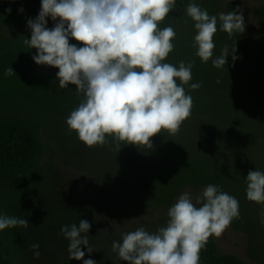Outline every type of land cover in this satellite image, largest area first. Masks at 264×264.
<instances>
[{"label":"trees","instance_id":"obj_1","mask_svg":"<svg viewBox=\"0 0 264 264\" xmlns=\"http://www.w3.org/2000/svg\"><path fill=\"white\" fill-rule=\"evenodd\" d=\"M204 1L209 15L217 16L216 1ZM237 8L242 9L237 2H230L227 6L228 12ZM40 9L41 0H0V37L4 38L0 39V43H6L5 49L0 45V57L3 59L0 62V214L23 217L30 223L27 228L0 231V264H35L30 259L32 244L42 239L55 245L69 243L61 234V227L74 223L78 225L81 219L91 224L87 235L93 242L92 259L96 264H106L101 261L100 253L106 246L102 210L93 193L99 195L105 209L110 206L116 212L134 215L144 209L169 208L183 187L215 184L221 188L217 178H214L220 174L207 176L198 166L191 167L187 173L176 170L174 174L168 172L166 175L157 172L150 164L138 167L132 164L136 160L134 150L153 149L121 143L119 150L117 142L111 137L103 146L86 147L66 124L70 112L82 99L75 94V85L60 89L56 77L58 69L37 65L32 59L36 49H29L24 44V40L31 36L27 21L35 19ZM257 15L264 24V6L257 9ZM47 20L48 28L54 27L57 22L51 17ZM217 29L214 39L219 42L220 51L225 45L230 51L235 46L234 54L242 65L240 75L247 86L236 88L235 85L222 83L221 79H231L229 75L219 76V88L215 84H206L194 65L195 72L189 85L200 83L201 87L192 90L190 86H185L186 93L193 98L187 125L198 128L207 120L211 126L226 125L241 130L239 119L236 123L232 114L221 113L235 112L240 104L236 96L246 93L245 87L255 82L264 86V42L248 36L245 31L229 35L220 30L219 20ZM70 43L82 46L71 38ZM189 56L184 50L179 53L172 51L165 62L173 64ZM229 56L225 68L233 70L232 54ZM9 67L14 75L5 74ZM210 79L214 80L215 76L211 74ZM241 131L242 137L252 142L249 132ZM250 137L255 138L251 134ZM57 163L64 167L82 165L92 176L81 177L90 187L84 189L60 177L55 171ZM233 196L239 201L240 215L231 225L248 235L247 253L250 259L256 264H264V249L260 247L264 240L261 209L252 213L245 188ZM199 264L245 262L234 254L222 253L213 236L201 250Z\"/></svg>","mask_w":264,"mask_h":264},{"label":"clouds","instance_id":"obj_2","mask_svg":"<svg viewBox=\"0 0 264 264\" xmlns=\"http://www.w3.org/2000/svg\"><path fill=\"white\" fill-rule=\"evenodd\" d=\"M176 5L177 0H41L38 16L27 21L31 36L24 44L36 49L33 61L57 68L59 88L75 85V94L82 97L66 124L86 147L103 146L111 137L118 148L123 143L151 150L153 137L175 136L191 116L193 98L185 86L201 87L189 85L194 62L180 61L178 66L165 62L177 33L171 26L160 27ZM185 13L194 22L193 47L202 62L211 59L219 69L226 66L230 54L233 61L237 59L235 46L230 51L227 45L213 58L214 36L218 20L220 30L229 35L244 33L242 9L217 17L192 2ZM47 17L57 21L54 27H46ZM70 38L82 46L70 43ZM5 74L15 73L9 67ZM246 198L264 205V172L249 170ZM239 215V201L209 184L195 204L188 192L181 194L168 209L166 226L152 233L143 226L123 233L119 242L113 241L112 252L126 264H199L209 238L220 237ZM260 216L264 224V208ZM29 224L23 217L0 214V231ZM90 228L84 219L61 227L69 242L68 260L96 264L84 259L81 248L93 252ZM39 247L30 246L34 259L41 255Z\"/></svg>","mask_w":264,"mask_h":264},{"label":"rangeland","instance_id":"obj_3","mask_svg":"<svg viewBox=\"0 0 264 264\" xmlns=\"http://www.w3.org/2000/svg\"><path fill=\"white\" fill-rule=\"evenodd\" d=\"M215 1L217 4V17L219 13H228L227 6L230 2L239 3L242 6L246 34L264 42V24L257 15V9L264 6V0ZM192 2L198 4L202 9L209 11L208 5L204 0L177 1L176 9L160 25L161 28L171 26L177 33L175 40H173V52L179 53L184 50L190 55L186 59L174 61L173 65L178 66L180 61H184L185 63L193 61L194 65L199 69L198 73L203 76L204 83L218 85V88L219 76L223 77V75L231 76V79H221V82L224 84L235 85L236 88L239 85L241 87L247 86V82L240 75L239 68L242 65L238 57L235 61L232 60L234 65L233 70H228L225 67L215 68L213 67L211 59L204 63L195 55L197 49L193 47V40L196 34L194 22L185 13L186 5ZM46 27H48V20ZM2 38L0 37V39ZM214 43L216 47L213 58L219 56L221 53L219 42L214 39ZM5 44L0 43L2 47ZM1 60L3 59L0 57V62ZM195 66L192 68V74L195 72ZM211 74L215 76L214 80L210 79ZM245 89H247L246 93L243 95L237 94L236 96L240 104L235 112L227 111L221 114H232L236 123H238L236 119H239L241 130L249 132L248 137L252 142L245 140L241 134L243 132L237 127L226 125L211 126L207 120H204L205 123H202L198 129L188 126L187 120H185L182 124L184 126L180 127L179 132L175 136L168 137L167 134L161 133L153 137L152 151L133 149L136 153V160L134 159L132 164L138 165V167L140 165L143 166L142 164L153 165L155 170L161 172L163 175L168 174V172L174 174L176 170H182L187 173L190 172L191 167L198 166L207 176L212 173L220 174L219 177L214 178H217V181L221 184L220 189L232 196L235 193L238 194L244 188L246 189V176L249 170H260L264 172V94L262 93L264 86L261 83L255 82L248 88L245 87ZM250 134L255 138L252 139ZM146 156L149 157L147 158ZM81 159L79 157V161L82 163ZM55 171L60 177L79 184L84 189L90 187L81 177L92 176L82 165L73 164L69 167H64L60 163H57ZM135 171L138 172V170ZM206 186L183 187L178 197L184 192H188L195 204L196 197ZM178 197L174 199L172 205L177 201ZM93 198L96 202L99 201L97 205L102 210L103 237L106 239V246L101 249L100 253L104 257H101V261L106 264H124L116 253L112 252L113 241L119 242L123 233L134 231L141 226L150 233L156 232L160 227L166 226L169 219L167 212L172 206L169 208L162 206L149 208L134 215H126L123 212L114 211L110 206L105 209L97 193H93ZM247 202L252 213H255L258 208H264V205L250 202L249 200ZM216 241L222 253L234 254L242 259L245 264H256L250 259L247 253L248 235L246 233L237 231L230 225L220 237H216ZM89 243L92 247L93 242L89 241ZM38 244L41 253L38 259L33 258V252L30 250V259L35 264H83L82 260L67 259L68 243L55 245L46 239H42ZM260 247L264 249V240ZM81 248L85 251L84 259H92L91 255L93 252L91 254L87 253L83 245Z\"/></svg>","mask_w":264,"mask_h":264}]
</instances>
